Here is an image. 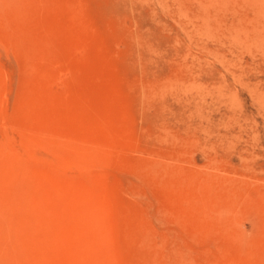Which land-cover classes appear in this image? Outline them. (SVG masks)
<instances>
[{"label":"rangeland","instance_id":"rangeland-1","mask_svg":"<svg viewBox=\"0 0 264 264\" xmlns=\"http://www.w3.org/2000/svg\"><path fill=\"white\" fill-rule=\"evenodd\" d=\"M0 264H264V0H0Z\"/></svg>","mask_w":264,"mask_h":264}]
</instances>
